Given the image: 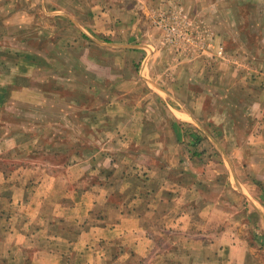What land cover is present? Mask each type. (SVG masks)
Instances as JSON below:
<instances>
[{"label":"crops","instance_id":"1","mask_svg":"<svg viewBox=\"0 0 264 264\" xmlns=\"http://www.w3.org/2000/svg\"><path fill=\"white\" fill-rule=\"evenodd\" d=\"M261 1L0 0V264H264Z\"/></svg>","mask_w":264,"mask_h":264},{"label":"rangeland","instance_id":"2","mask_svg":"<svg viewBox=\"0 0 264 264\" xmlns=\"http://www.w3.org/2000/svg\"><path fill=\"white\" fill-rule=\"evenodd\" d=\"M4 5L7 3L3 1ZM183 4V3H182ZM180 7H182L180 5ZM259 18H264V1H261L260 6L258 7ZM185 12V13H184ZM181 9H162L160 8L159 11L154 13V21L159 24V26H162L165 33V36L168 34L171 38V42L173 45L176 46V49H179V51L185 52L187 54H196L197 56L202 55L205 51H208L209 48L207 44L209 42L208 40H205L203 37V33L201 32V29L198 28L195 25H191V23L187 20V14L186 11ZM13 15H17L16 12H13V10H8L4 12V16L6 17V20H8L7 26L0 27V52H2L4 55L0 56V64H5L8 62V55L7 53H10L12 51L11 49H28L27 43L24 41L17 40L19 36L23 34H27L28 32H33L32 29H27L26 26L28 25H21V23H13L11 24ZM213 14H210V17H212ZM16 20L17 18L14 17ZM167 27H177L179 29L180 37H175L172 33H170L167 30ZM26 29V31H25ZM29 30V31H28ZM4 31V32H2ZM25 31V32H24ZM263 31V30H262ZM190 37V39H187ZM213 44V43H212ZM222 48V49H221ZM219 49H221L219 51ZM223 49H226V46L224 42H220V45L218 46L217 53L220 55V53H223ZM2 50V51H1ZM223 55V54H222ZM227 58L228 64L235 65L236 62H239L241 65L250 64L251 60L249 58L244 57H238L235 55H229ZM261 61L263 58H260ZM261 85V84H260ZM263 87V86H261ZM9 110H4V112H8ZM41 157H47V155ZM63 158V157H62ZM54 160L60 161L63 159H59L58 157H55ZM264 257V254H262Z\"/></svg>","mask_w":264,"mask_h":264},{"label":"built area","instance_id":"3","mask_svg":"<svg viewBox=\"0 0 264 264\" xmlns=\"http://www.w3.org/2000/svg\"><path fill=\"white\" fill-rule=\"evenodd\" d=\"M167 30L172 33L175 37H180L179 29L177 27H167ZM187 39H190V37H188Z\"/></svg>","mask_w":264,"mask_h":264}]
</instances>
